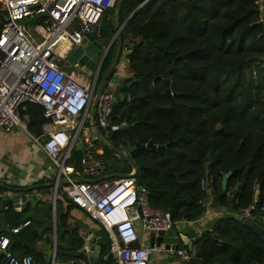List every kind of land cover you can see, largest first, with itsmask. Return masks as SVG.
<instances>
[{
    "label": "trees",
    "instance_id": "1",
    "mask_svg": "<svg viewBox=\"0 0 264 264\" xmlns=\"http://www.w3.org/2000/svg\"><path fill=\"white\" fill-rule=\"evenodd\" d=\"M145 1L121 0L118 25ZM259 1L150 0L120 30V58L125 57L131 80L109 115L112 126H126L116 128L108 141L115 147L172 141L162 155L134 150L130 159L137 185L147 189L148 206L168 211L174 222L196 221L203 214L200 182L208 175L213 176V205L232 211L253 201L258 208L264 205V19ZM5 17L0 6V29ZM112 17L103 16L101 35L114 33ZM104 18L111 20L105 28ZM116 41L102 61L96 87L114 57ZM171 66L168 96L162 76ZM25 106L28 131L40 136L43 109L35 103ZM84 153L85 148L74 150L70 163L79 167ZM124 162L123 171L107 167L106 173H129L132 168ZM228 171V187L242 184L237 202L227 200L221 187ZM37 238L25 253L40 264ZM192 243L197 256L190 264H264V240L232 216L214 221Z\"/></svg>",
    "mask_w": 264,
    "mask_h": 264
},
{
    "label": "built area",
    "instance_id": "2",
    "mask_svg": "<svg viewBox=\"0 0 264 264\" xmlns=\"http://www.w3.org/2000/svg\"><path fill=\"white\" fill-rule=\"evenodd\" d=\"M117 0H0L6 20L0 29V131L10 133L21 129L31 136L48 159L47 170L54 169L51 185L53 206L57 195H62L81 209L89 218L99 223L108 237V252L115 254L116 264H148L154 250L146 241L151 230L168 231L174 225H189L194 221L174 222L165 210L153 209L147 204V189L138 186L135 175L113 177L106 173V157L97 149L93 139H79L89 107L96 90V79L101 65L86 80L83 66L68 62L67 57L84 36L101 37L104 12L115 7ZM33 18L30 26L26 20ZM59 38L69 41L64 54L54 47ZM109 48H105L104 57ZM64 62L61 66L59 63ZM122 62V63H121ZM125 58L119 65L126 63ZM117 74V72H116ZM109 84H112L110 82ZM118 96L121 98V94ZM113 91L103 89L94 123L105 129L110 120L105 116L110 108ZM26 103L42 107L46 121L41 135L34 137L28 131L29 118ZM80 120V121H79ZM92 122V120H91ZM67 126L74 131L68 136L54 129ZM93 124L90 126V128ZM83 142L85 153L80 166L70 163L76 143ZM132 169L129 173H132ZM106 176V177H104ZM61 181V182H60ZM202 195L199 203L208 211L214 197L213 176L200 182ZM242 184L236 182L225 189L227 200L236 199ZM240 208L232 217L242 216L258 221L264 205ZM226 214L227 207H223ZM230 210V209H229ZM252 210V211H251ZM213 216V215H212ZM25 221L0 233V253L4 264H32L30 254L16 255L10 249L11 233L17 234ZM93 234L83 236V249L89 250ZM263 239V238H262ZM264 240V239H263ZM188 242H193L188 239ZM178 253L185 261L196 259L197 247L167 249Z\"/></svg>",
    "mask_w": 264,
    "mask_h": 264
},
{
    "label": "crops",
    "instance_id": "3",
    "mask_svg": "<svg viewBox=\"0 0 264 264\" xmlns=\"http://www.w3.org/2000/svg\"><path fill=\"white\" fill-rule=\"evenodd\" d=\"M113 9L114 12L112 14L114 22L115 7H113ZM111 17L112 15L107 16L109 19ZM127 20L128 18L125 19V21ZM88 42L90 41H86L84 44ZM126 64L127 62L123 63L122 66ZM117 76L130 78L131 80L127 71L123 74L118 72ZM126 84H128V82ZM90 110L91 107H89L88 112ZM89 131L90 132L85 133L86 135L84 136L94 141L96 136L92 131V127ZM24 134L31 138L29 134L18 131V129L10 133L0 131V187L2 188L0 191V200L10 196L15 197L12 198L11 204L4 208L7 227L10 230L27 221V219H29V221L31 220L28 225L20 229L19 234H17L18 239L15 240L11 237L13 239L10 243L11 251L16 255H25V250L29 247V242L34 241V237L38 236L39 238L35 240V248L41 253L42 262L40 261V264H116L115 259L109 256L107 247L103 246L105 236L103 227L95 220L89 218L76 205L71 203L64 196L57 195L54 206L52 203L50 210H46V203L49 200L53 201L51 194V184L55 180H53V174H51L53 169H46V164L49 162L47 157L32 138L36 148H33V146L30 147L26 142L27 137H25ZM81 134L82 133L79 135V139L82 140L84 136ZM31 135L35 137V135ZM83 148H86V146H83ZM28 188H31V190L27 192V194L39 195L40 199H38L36 203H33L32 206L28 204L24 209L16 211L12 204L19 200L22 202L25 201V193H21L20 190ZM20 195L21 198L19 197ZM223 209V207L213 205L212 201L206 213H203L199 219L193 223L185 225L189 227L187 232L170 235L176 237L187 235L188 239L193 241L202 231L208 229L214 221L232 216L231 210L228 209V212L224 214L225 211ZM13 211L19 214L15 215ZM16 221H19V223L16 224ZM190 229L193 231L192 235H189ZM86 232H91L93 234L89 241V250H85L83 254L79 255L53 253V262L51 263L47 260L45 251H47L51 245L54 252L57 250L75 252L83 249V244H80L79 241L83 240V236ZM149 238L147 237L146 239L148 244ZM179 245H183V248H188L180 237ZM160 250L163 249H156L154 247L153 252H158ZM33 262L39 264L34 260ZM4 263L5 258L2 253H0V264ZM187 263L190 264L188 261ZM148 264H153L151 259Z\"/></svg>",
    "mask_w": 264,
    "mask_h": 264
},
{
    "label": "water",
    "instance_id": "4",
    "mask_svg": "<svg viewBox=\"0 0 264 264\" xmlns=\"http://www.w3.org/2000/svg\"><path fill=\"white\" fill-rule=\"evenodd\" d=\"M148 1H150V0H146L143 4H141L139 7H137L130 14L128 19L133 14H135ZM120 3H121V0H117V2L115 4V15H114L115 32L112 35L110 42L108 43V45L106 47V48H109L110 45L113 43V41L115 39H117L115 54H114V57H113L111 63L109 64L106 71L104 72V75L102 76L100 83L96 87L95 94H94V97H93L92 102H91V120H92V124H93L92 131L94 132L96 138L104 146L108 147L110 150L119 154L124 160H126L130 164V166L133 170L132 173H114V174L110 175L113 177L136 175L137 168L135 167L133 161L130 159V153L132 151H134V150H141V151L142 150H148L150 152H154V153L162 155L164 153L165 149L168 146H170L171 142H172V141H169L166 145H155L151 141H149L146 144H141L139 142H136L134 145H130L129 143H127V145L125 147H115V146L111 145L108 140L111 138V136L113 135L116 128H123L126 126V124L121 123L119 126H112L111 124H107L105 129H104V132H102L101 129L94 123L95 114L97 111V107H98V103H99L101 93H102L105 85L107 84L108 79L111 76L114 67L119 63V60H120L121 48H122V39H121V35H120V30H121L122 26L124 25V23L126 22L125 21L121 25H118V23H117ZM259 6H260L261 15H262V14H264V0L259 1ZM5 20H6V17H5ZM104 53H105V49L102 50L101 48H99L96 45L95 42L90 41L87 44H82V45H78L77 47H75L70 52V54L68 55L67 60H68V62H78L80 65L83 66V72L88 77H92L93 72H95V70L102 64V61L104 59ZM173 68H174V66L169 67L167 69V71L162 76L164 87H165V92L168 96L172 95L171 90H170V82H171L170 81V75H171ZM129 81H130V78H123V77L118 76L116 78V80L114 81V83L112 82V84H113V90H112L113 91V98H112L110 108L107 111V115L105 116V121L109 120L111 108H112V106L116 105L118 102V98H119L118 94H119L120 90ZM76 147H77V149L83 148V142L78 141L76 143ZM231 174H232V171H228L227 173H225V175L221 181L222 190L226 189L227 183H228V180H229ZM104 177H106V176H104ZM258 188L259 187L257 186V190H258ZM30 190H31V188L20 190L21 193H25L26 200L23 202L21 200H19V201L12 204L13 208L16 211H20L21 209H24L28 204H30L32 206L33 203H36V201L38 199H40L39 195L27 194V192H29ZM258 195H259V192L257 191L255 193V201L258 199ZM19 197L21 198V195ZM12 198H15V197L10 196V197H6V198H3L0 200V219H1L0 233L1 232L9 233V229L7 227V224H6V214L4 213V208L7 205L11 204ZM51 205H52V201L49 200L46 203V210L47 211L50 210ZM255 207H256V202L253 205V208H255ZM235 219L239 223H241L242 225H244L248 229L254 231L256 234H258L261 238L264 239V211L259 213V219H261L260 222L259 221H251V220L243 218L242 216H237ZM192 233H193V231H192V229H190L189 235H192ZM11 237L15 240L18 239V235L15 233H11ZM179 237L183 241V243L185 245H187V247L191 246L192 243L188 242V236L187 235H180ZM179 237L168 234L166 230H151L150 231V238H149V245L151 247H155L156 249H163V250H167L169 248L183 249V245H179ZM84 252H85L84 249H81L80 251H75V252H68V251H62V250H57L54 252L52 245H51L49 247V249L47 251H45V254L47 255V260L52 263L53 262L52 261L53 253L54 254H56V253L62 254V255H79V254H83ZM109 256L115 257V254L109 253ZM32 264H36V263L33 262Z\"/></svg>",
    "mask_w": 264,
    "mask_h": 264
},
{
    "label": "rangeland",
    "instance_id": "5",
    "mask_svg": "<svg viewBox=\"0 0 264 264\" xmlns=\"http://www.w3.org/2000/svg\"><path fill=\"white\" fill-rule=\"evenodd\" d=\"M113 13V8H109L107 9L103 16L107 18V16L112 15ZM106 18H104V28L107 27V24H109V22L112 20L113 21V17L111 20H107ZM262 18L264 19V14H262ZM32 22H34L33 18H30L28 20H26L25 24L27 26H30L32 24ZM114 26V23H113ZM112 35L109 37L108 35H101V37H94V36H84L83 37V42L86 41H94L96 43V45L101 48L102 50H104L108 43L110 42ZM122 63V62H121ZM61 66L65 65L64 62H60L59 63ZM120 64V63H119ZM118 64V68H117V74L118 72H120L121 74H123L127 69H126V65L122 66ZM253 75H257L256 73V65H253ZM116 73L113 74V76L109 79V81L107 82L106 86L104 87L105 91H111L113 90V86L111 84H109L110 82H113L116 80L117 76ZM91 114V110L89 111V115ZM80 121V120H79ZM90 125H92L91 119L89 118V116L87 117L86 121L84 122L83 128H82V134L81 135H86L85 133H89V129H90ZM54 129L58 130V131H62L63 133H65L66 135H68L69 137L73 135L74 131L70 130L67 126H56L54 127ZM18 131H22L21 129H18ZM26 133V132H25ZM23 135V134H22ZM25 137H27V144L33 148H36L32 139L24 134ZM94 144L96 145L97 149L106 157V162H107V167H108V171H123L126 168V164L124 162V159L117 153H112V156H109V154L107 153L105 146L101 145L100 143H98L96 141V138L94 139ZM53 172L51 174L53 177V180L55 179V171L54 169L52 170ZM110 173V172H109ZM108 174V173H107ZM232 213H235L238 215V213L234 212L231 210ZM258 221L260 222L261 219H258ZM189 229V227L187 226H181L179 224L174 225L172 228H170L167 233L168 234H179V233H185L187 232ZM151 261L153 264H188L187 261L183 260L178 253H170L167 250H160V251H155L152 253L151 257H150Z\"/></svg>",
    "mask_w": 264,
    "mask_h": 264
},
{
    "label": "bare ground",
    "instance_id": "6",
    "mask_svg": "<svg viewBox=\"0 0 264 264\" xmlns=\"http://www.w3.org/2000/svg\"><path fill=\"white\" fill-rule=\"evenodd\" d=\"M69 41L66 38H59L55 44L54 47L57 48L61 54H64L66 50L68 49Z\"/></svg>",
    "mask_w": 264,
    "mask_h": 264
},
{
    "label": "flooded vegetation",
    "instance_id": "7",
    "mask_svg": "<svg viewBox=\"0 0 264 264\" xmlns=\"http://www.w3.org/2000/svg\"><path fill=\"white\" fill-rule=\"evenodd\" d=\"M99 70H100V69H99ZM85 75H86V74H85ZM84 78H85L86 80H88L89 77L86 75ZM90 107H91V105H90Z\"/></svg>",
    "mask_w": 264,
    "mask_h": 264
}]
</instances>
